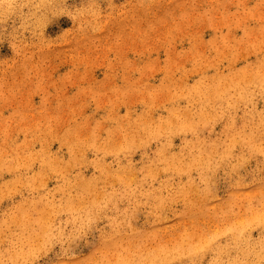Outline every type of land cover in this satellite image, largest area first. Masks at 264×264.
Segmentation results:
<instances>
[{"label":"rangeland","instance_id":"rangeland-1","mask_svg":"<svg viewBox=\"0 0 264 264\" xmlns=\"http://www.w3.org/2000/svg\"><path fill=\"white\" fill-rule=\"evenodd\" d=\"M154 258L264 264V0H0V264Z\"/></svg>","mask_w":264,"mask_h":264},{"label":"bare ground","instance_id":"bare-ground-1","mask_svg":"<svg viewBox=\"0 0 264 264\" xmlns=\"http://www.w3.org/2000/svg\"><path fill=\"white\" fill-rule=\"evenodd\" d=\"M244 120L245 121H254L253 120V116L250 115V114L246 115L245 118H244ZM228 130H230L231 132L233 131L231 127H228ZM242 144H243V147L245 149H247V150H250V151L256 150V148L254 146L250 145L248 142H247V144L245 142H242ZM243 147H241V148H243ZM224 151H225L226 154H229L230 153V147L227 146ZM209 158L211 160H213L212 157H211V155H209ZM211 166H213V165L212 164H208V165H205L204 168L207 169V168H209ZM254 221H255L256 224H260L262 222V219L259 218V217H257V218L254 219ZM242 229H246V227L245 228H242ZM240 234H244V232L243 233H240ZM240 234L233 232L232 233V238L234 237L235 239H238V237L240 236ZM261 242H263V240ZM158 262H159V259L158 258H154V259L151 260V264H157Z\"/></svg>","mask_w":264,"mask_h":264}]
</instances>
